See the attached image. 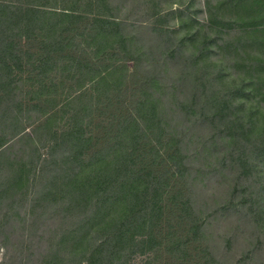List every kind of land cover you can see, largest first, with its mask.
<instances>
[{
    "label": "trees",
    "instance_id": "16d2710c",
    "mask_svg": "<svg viewBox=\"0 0 264 264\" xmlns=\"http://www.w3.org/2000/svg\"><path fill=\"white\" fill-rule=\"evenodd\" d=\"M74 4L76 9L66 17L77 18L83 14V0H74ZM206 5L210 15L207 27L216 28V33L206 32L203 41L199 40L197 30L190 36H179L177 29H158L150 24L140 28L157 31L155 39L147 38L143 31L142 34L119 35L115 41L117 47L114 46L125 55L133 52L136 60L133 70L125 73L115 90L106 88L102 96L107 100L96 108L99 113L95 119L96 131L86 134L76 131L71 143L62 147L65 151L62 158L57 155L56 164H50L49 172L53 177L49 181L42 180L43 172H48L45 169L48 159L43 163L35 205L53 195L58 209L55 213H61L60 206L65 212L60 222L65 221L72 210H82L87 211L85 224L79 225L84 232L90 222L98 221L104 222L103 230L112 232L110 240L96 243V249L89 251L88 256L106 258L110 256L109 249L113 250V256H122V261L126 262L132 258L129 249L134 252L133 248L142 245L145 250L149 249V256L160 259V264H223L211 249L207 228H204L207 218H201L204 208L197 205L195 187L200 176L189 175L198 168L186 163L193 145L192 131L203 124L217 129L218 135L227 130L232 134L230 151L215 157L219 164L222 161L214 167L215 173L226 167L233 169L234 161L244 165L246 172L252 169L254 177L264 182V4L238 3L240 19L221 28L217 27L215 5L211 0H207ZM21 9L19 15H11L2 13L3 8H0V36L12 29L14 18L43 17L35 6ZM108 23L117 28L126 26L125 21ZM58 29L69 30L61 26ZM63 39L60 35L58 48L66 51ZM147 39L149 42H138ZM188 39L192 45L187 44ZM7 47L0 45V56ZM213 47L224 50V55L213 57L210 53ZM123 57L114 68L98 65L94 74L100 79L80 95L91 97L95 91H100L99 84L122 68ZM5 64L0 60V67ZM93 64L92 61L82 63L83 66ZM231 65L234 71L227 76ZM93 75L89 80H93ZM238 97H241L237 99L239 104H235ZM59 108L55 104L41 110L49 114ZM236 108L239 112L245 108L246 112L235 117ZM4 109L1 117L6 114ZM180 111L181 118L174 126L172 115L177 116ZM199 111L202 113L190 123L189 117ZM170 112L174 113L167 121L162 114L168 116ZM12 124L17 126L13 133L0 138V155L5 153L8 140L23 129L18 128L17 121ZM221 138L214 143H222ZM209 149L212 148L204 140L202 153ZM199 150L195 151L196 155H201ZM237 150L241 153L235 157ZM66 161L67 167L62 165ZM83 164L99 165L79 178ZM121 179L126 180L125 183L120 182ZM117 201L122 204L118 218L108 223L106 215ZM66 202L69 205L62 206ZM45 209L46 206L38 207L41 212ZM39 221L48 225L43 218Z\"/></svg>",
    "mask_w": 264,
    "mask_h": 264
},
{
    "label": "rangeland",
    "instance_id": "374dc122",
    "mask_svg": "<svg viewBox=\"0 0 264 264\" xmlns=\"http://www.w3.org/2000/svg\"><path fill=\"white\" fill-rule=\"evenodd\" d=\"M206 1L83 0V14L74 18L69 17L76 9L74 0H0L2 13L19 15L21 8L35 6L43 16L32 20L14 18L12 29L0 36V45L8 46L0 56L6 63L0 67V112L9 107L4 109V117L0 116V138L13 133L17 127L12 124L14 121L18 128L23 127L8 140L5 153L0 155V264H160V259L149 256V249L145 250L142 245H136L138 248H133L134 252L129 249L132 258L126 262L122 261V256H113V250L109 249L110 256L106 258L88 256L89 251L96 249V243L109 241L112 237V232L103 230L104 222H90L86 226L89 229L85 228L84 232L79 225L85 224L87 211L82 210H72L67 219L60 222L65 212L60 206L61 213H55L58 209L53 195L36 206L35 193L41 182L39 175L43 172L45 159H48L45 164L48 172H43L42 180L49 181L53 177L49 172L50 164H56L57 155L62 158L65 153L62 147L71 143L76 131L80 134L96 131L95 119L99 114L96 108L107 100L102 96L106 88L115 90L125 73L133 70L134 54L131 51L125 55L123 50H118L117 37L134 32L142 34L143 31L147 38L155 39L157 31L140 28L150 24L158 29H177L179 36H190L197 30L199 40L203 41L206 32L216 33V28L207 27L210 15ZM211 1L216 7L218 28L228 27L229 22L240 19L238 3L264 4V0ZM113 20L125 21L126 26L110 25L108 22ZM60 26L69 30L60 31ZM60 35L64 36L62 44L66 45V51L63 47L58 48ZM187 44L192 45L190 39ZM210 53L218 58V55H224V50L213 47ZM120 57H123L122 68L99 84L100 91H95L91 97L80 95L100 79L94 74L98 65L114 68ZM84 61L94 64L83 66ZM233 71L231 65L227 76ZM91 75L93 80H89ZM237 99L241 97L236 98L235 104H239ZM55 104L59 105L58 110L43 114L42 107ZM174 112L162 116L169 121ZM245 112V108L241 112L236 108L235 117ZM200 113L190 116L189 122H194ZM175 115L171 121L174 126L181 118V111ZM192 135L193 145L186 163L198 168L189 175L200 176L195 187L197 205L204 208L201 218H207L204 228H207L212 251L223 264H264V182L254 177L252 169L246 172L244 165L234 161L233 169L226 167L223 174L224 169L215 173L214 167L222 163L219 164L215 157L230 151L232 134L228 130L218 135L217 129L203 124L194 128ZM218 137H222L221 141L224 139L221 144L214 143ZM204 140L212 148L207 150L208 155L201 151ZM198 148L201 155L195 153ZM240 153L241 150H237L234 156ZM67 164L68 161L62 165L67 167ZM98 165L83 164L79 178ZM123 179L120 182L125 183ZM68 205V202L62 204ZM121 205L117 201L111 213L106 215L108 223L113 218L117 220ZM39 206H46V209L41 212ZM42 218L47 226L39 221Z\"/></svg>",
    "mask_w": 264,
    "mask_h": 264
}]
</instances>
